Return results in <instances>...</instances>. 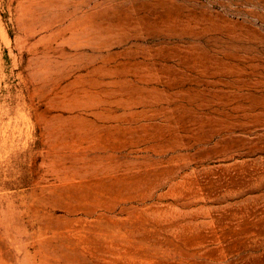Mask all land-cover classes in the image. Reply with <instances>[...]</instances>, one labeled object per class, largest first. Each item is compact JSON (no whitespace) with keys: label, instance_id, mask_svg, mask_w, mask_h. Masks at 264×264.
I'll return each mask as SVG.
<instances>
[{"label":"rangeland","instance_id":"obj_1","mask_svg":"<svg viewBox=\"0 0 264 264\" xmlns=\"http://www.w3.org/2000/svg\"><path fill=\"white\" fill-rule=\"evenodd\" d=\"M0 264H264V0H0Z\"/></svg>","mask_w":264,"mask_h":264}]
</instances>
